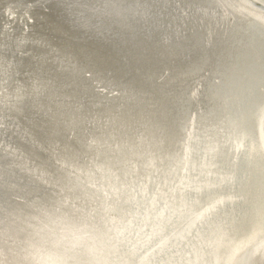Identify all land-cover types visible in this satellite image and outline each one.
<instances>
[{
	"label": "bare ground",
	"instance_id": "bare-ground-1",
	"mask_svg": "<svg viewBox=\"0 0 264 264\" xmlns=\"http://www.w3.org/2000/svg\"><path fill=\"white\" fill-rule=\"evenodd\" d=\"M262 55L264 0H0V264H264Z\"/></svg>",
	"mask_w": 264,
	"mask_h": 264
},
{
	"label": "water",
	"instance_id": "water-1",
	"mask_svg": "<svg viewBox=\"0 0 264 264\" xmlns=\"http://www.w3.org/2000/svg\"><path fill=\"white\" fill-rule=\"evenodd\" d=\"M44 19V17H42ZM40 16H33V20L35 23H37V21H40V23H43V19ZM42 19V22H41ZM71 44V45H70ZM70 44L65 45L67 46L69 49H71V52L74 53L75 55H80L82 58H84V60L86 61H90V58L94 55L93 52L91 51H84L81 50L80 48H78L79 46L75 44V42H70ZM84 51V52H83ZM85 56V57H83ZM264 57V55H262V58ZM264 60V59H263ZM245 61L247 63L246 65V69H245V73L243 76L240 77V81L244 82V80H246V78L249 76L248 72L251 71L250 68H248L251 64V68L254 67V65H257V61L256 59L252 56V55H247L245 57ZM264 64V63H263ZM248 66V67H247ZM248 75V76H246ZM251 79H248V83H246V87L247 90H245L244 88L241 87V85H238V83H236V85H234L231 96L233 95V97L236 95H238L236 97V104H237V111H235V115L238 116L241 111H244V109L246 108L248 110V114H244V123L242 126H244V128H246L247 131H250V129L252 128V119L253 116L250 115L251 112H253V108L259 104V100L262 99V96L260 95V93L258 92V94H253L254 96H249V92L251 91V89L249 90V88L251 87L252 84ZM238 85V86H237ZM236 86V88H235ZM252 88V87H251ZM255 98V100L252 102V99ZM166 101L168 102V104H170V99L168 101V99H166ZM247 103V104H246ZM235 105V104H234ZM244 105V106H243ZM255 105V106H254ZM168 111V110H167ZM245 112V111H244ZM259 164L264 168V163L260 160L255 158L252 162H246L243 161L242 163H239V165L237 166V176L234 182V188L238 190H241L242 192H246L247 190H249V192L247 193V197H253L252 193H250V187L243 183V180H245L246 178L248 179V175L251 174L252 176L255 175V171H254V167L255 166H259ZM222 166L225 168L227 167V164L224 162L222 163ZM246 167H250V170L246 169ZM248 172V173H247ZM246 173V176H245ZM262 184H259V189H258V199H256L257 203H255V200L251 201V202H246L243 205H240V201L236 202V204H234V209L236 210V212L238 213V219L239 221H241L242 226L246 227V225H248V223L250 222V220H248L249 217L253 218L254 220H257V218H259L260 213H264L263 209H264V178H262ZM237 183V184H235ZM240 185V186H239ZM251 205L253 206V208L257 207V210L255 209H251ZM232 207V204H230L229 208ZM263 207V209H262ZM260 209V210H259ZM252 210V213L250 214V211ZM242 213V215H241ZM246 214V215H245ZM258 214V216H257ZM262 218H260V223H259V228L261 230H264V215H262ZM249 221V222H248Z\"/></svg>",
	"mask_w": 264,
	"mask_h": 264
}]
</instances>
